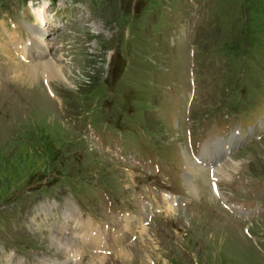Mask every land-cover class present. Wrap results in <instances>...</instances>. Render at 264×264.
Instances as JSON below:
<instances>
[{
    "label": "rangeland",
    "instance_id": "1",
    "mask_svg": "<svg viewBox=\"0 0 264 264\" xmlns=\"http://www.w3.org/2000/svg\"><path fill=\"white\" fill-rule=\"evenodd\" d=\"M8 19L56 62L57 79L29 77L34 60L16 55ZM226 109L250 119L239 126L251 137L217 163L202 156L191 174L186 139L205 131L212 142ZM97 124L120 129L114 145L96 140ZM128 137L185 166L163 208L142 203L137 154L121 149ZM220 165L226 175L214 174ZM105 193L133 227L91 253L74 235L109 219ZM70 242L86 255L75 259ZM122 263L264 264V0H0V264Z\"/></svg>",
    "mask_w": 264,
    "mask_h": 264
},
{
    "label": "bare ground",
    "instance_id": "2",
    "mask_svg": "<svg viewBox=\"0 0 264 264\" xmlns=\"http://www.w3.org/2000/svg\"><path fill=\"white\" fill-rule=\"evenodd\" d=\"M30 43H31V45H30ZM11 45H12V48L17 52L16 54H18V56H20L23 59H25L26 62L30 63L31 58L34 60L31 65H28V67H30L29 69H31V72H32V74L30 76L28 74L29 70L28 69L26 70V74L29 77L34 78L35 80L37 79L38 76H40V77H42L44 79H47V80H55V79L58 78L59 73H60V70L58 69V65L56 64L55 61H53L51 59L49 60L48 55H46V52L44 50H41V48H43V47L41 45L39 46V42H37L33 36H31V35L28 36V40L26 42H24L23 40L20 41L15 35H13V36H11ZM29 45L31 47L28 49ZM33 48L34 49H38L39 51L38 52H33V50H32ZM20 63H21V61H20ZM16 77H21V73H16ZM205 151H204L205 154H203V158L209 157L210 158V163L211 162L217 163L218 159L225 152H227V148H226V146L224 147L223 145L216 144L215 147H211L210 146L209 148H206ZM214 151H215V153H214ZM206 153H207V156H206ZM214 155H216V158L213 159L212 157H214ZM186 159H187L188 165L190 167L188 169L189 172L191 174L196 172V176H198L200 174L201 170L196 167L197 164L194 161H192V159L190 158L189 155H186ZM223 167H224L223 165L222 166L220 165V167H217L216 169H214V171H213L214 174L226 175V173L223 171ZM187 182H188V180H187ZM188 185H189L188 186L189 189L193 193H198L196 186L194 184H192V182L188 183ZM71 217H74V216L71 214ZM68 219H70V218H68ZM79 226H80V224H79ZM83 226H80V227H83ZM141 229H140L141 230L140 238H143V234H144L143 230L144 229L143 228H141ZM57 243L60 244L59 241ZM146 243H147L146 241L143 242V246L144 247H147V245H145ZM67 246H69L71 248L73 246V243L70 242L69 245H67ZM96 248H101V245L98 244ZM71 249L74 251V253H75L76 257H77L75 259H81V258H83L86 255V253L84 252V250L81 248V246L79 244L74 246V247H72ZM151 249H153V248L151 247L150 250ZM102 252L105 253L104 250H102ZM127 252L128 251L124 250L123 247H120V249L118 251L120 256L123 255V257H126L128 259V258H130V256L128 255L129 253H127ZM98 254L100 256V253H98ZM95 257L96 256H91V260L94 259ZM145 258H146V261H147L148 260V256L145 255ZM122 264H124V263H122Z\"/></svg>",
    "mask_w": 264,
    "mask_h": 264
}]
</instances>
